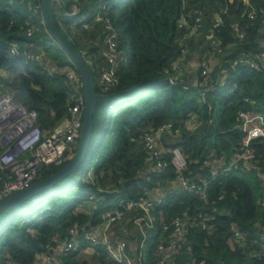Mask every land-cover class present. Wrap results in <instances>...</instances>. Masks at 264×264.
Instances as JSON below:
<instances>
[{"label": "trees", "instance_id": "16d2710c", "mask_svg": "<svg viewBox=\"0 0 264 264\" xmlns=\"http://www.w3.org/2000/svg\"><path fill=\"white\" fill-rule=\"evenodd\" d=\"M28 3L38 0H0V94L7 91L34 110L37 124L51 132L67 124L73 104L58 74L25 58L29 68L23 79L16 84L4 79L11 42L23 53H43L57 68L75 70ZM102 6L122 54L116 82L107 91L101 88L100 75L109 66L103 55L108 31L93 21ZM53 18L93 76L99 101L92 116V141L75 173L19 208L4 211L10 218L0 230V264L42 261L54 238H65L71 228L82 233L98 222L107 203H116L117 192L125 199L163 192L153 208L155 227L147 237L144 264H161L176 218L189 225L173 255L175 264H264V137L250 142L253 156L245 172L234 169L211 176L204 165L226 163L241 152L239 111L264 114V68L256 70L244 61L257 60L264 51V0H53ZM74 21L78 29L92 22L87 28L92 37L84 46L72 30ZM28 28L34 29L31 35ZM168 122L172 127L164 134L165 146L183 154L185 178L207 180L204 199L199 182L193 192L180 191L169 154H162L164 168L153 165L143 137ZM58 168L49 166L41 177ZM108 180L111 189L106 188ZM81 204L88 208L77 211ZM132 215L124 212L115 227L130 230V237L123 236L137 242L127 221ZM235 230L240 239L234 237ZM85 248L92 249L90 260L82 256ZM52 264L120 263L102 247L82 243L78 252Z\"/></svg>", "mask_w": 264, "mask_h": 264}, {"label": "built area", "instance_id": "2783aa9c", "mask_svg": "<svg viewBox=\"0 0 264 264\" xmlns=\"http://www.w3.org/2000/svg\"><path fill=\"white\" fill-rule=\"evenodd\" d=\"M88 1V0H87ZM34 13H40V2L27 4ZM104 6L98 9L94 16V22H102L108 31L105 36L107 49L103 53L108 67L103 69L100 75L102 90L107 91L116 82V67L119 65L122 54L115 41L116 31L109 17L102 15ZM220 19H216V26ZM33 28L27 29V34L33 33ZM241 36V35H240ZM15 44L18 48V44ZM10 51V48H9ZM26 59L41 63L42 67L50 74L57 73L69 88V99L73 104L69 107V120L61 128L51 132H44L37 124V114L28 109L24 104L17 101L11 93L0 94V198L8 193L21 190L41 178L49 166L61 167L73 154L76 148L80 127L82 124L84 102L82 97V81L79 74L69 68H57L50 60H45L43 53L25 51ZM247 62L252 68L260 70L264 68V51L257 56V60ZM236 61L233 62V65ZM206 62H201L202 74L206 73ZM173 70L177 65L173 64ZM239 128L244 133L241 142V152L235 154L228 162L222 160L205 161L209 167L210 175L220 172L239 170L245 172L251 167L252 149L250 142L254 138L264 137V114L250 110L239 111ZM190 120L186 121L189 124ZM172 127L168 122L159 126L155 131L145 133L143 141L151 159L154 160L155 169H162L166 161L162 158L163 153L170 156L169 162L177 172L176 183L180 191L193 192L197 189V183H201L202 192L200 198H205V186L207 180L199 177L198 181L185 178L183 172L186 169V161L177 147H166L164 134ZM115 204L107 203L109 208L99 215V221L91 225L87 230L79 233L77 228L68 230V235L54 238L53 244L47 246L42 261L34 264H52L62 255L78 252L82 243L90 246H100L107 256L120 264H144L147 249V237L155 227L153 208L161 202L163 192L148 198L140 194L135 198L125 199L116 193ZM90 199H94L92 196ZM100 202L99 199H94ZM131 211L134 215L128 218L134 234L138 235V241L131 245L128 237L132 235L130 230H125L126 236L113 234L114 227L120 223L124 212ZM172 233L169 235L168 245L165 248L161 264H175L173 255L179 245L185 241L189 222L182 218L173 221ZM204 226V224H202ZM167 226H163L166 230ZM242 234L235 230L234 237L240 239ZM52 252V253H51Z\"/></svg>", "mask_w": 264, "mask_h": 264}, {"label": "water", "instance_id": "95a60500", "mask_svg": "<svg viewBox=\"0 0 264 264\" xmlns=\"http://www.w3.org/2000/svg\"><path fill=\"white\" fill-rule=\"evenodd\" d=\"M41 20L50 36L64 52L82 81L84 102L82 124L74 154L54 173L41 177L29 186L0 198V212L19 208L25 201L50 189L61 179L73 174L83 164L92 141V116L99 97L95 92L92 73L82 54L62 34L54 22L53 0H39Z\"/></svg>", "mask_w": 264, "mask_h": 264}, {"label": "clouds", "instance_id": "9594fccd", "mask_svg": "<svg viewBox=\"0 0 264 264\" xmlns=\"http://www.w3.org/2000/svg\"><path fill=\"white\" fill-rule=\"evenodd\" d=\"M10 51L6 61L7 75L4 78L10 84L19 83L28 73L26 53H23L15 44H10Z\"/></svg>", "mask_w": 264, "mask_h": 264}, {"label": "rangeland", "instance_id": "374dc122", "mask_svg": "<svg viewBox=\"0 0 264 264\" xmlns=\"http://www.w3.org/2000/svg\"><path fill=\"white\" fill-rule=\"evenodd\" d=\"M85 19V17H82V18H80V19H78L76 22L77 23H81L83 20ZM76 22L74 21L73 23H72V30H73V32H75V35H77L78 34V36L80 37V43L84 46L85 45V43H86V41H88L92 36V33H91V31L90 30H88L87 28H88V26H91L90 24L92 23H90L89 25H83V27H81V28H75L76 26H75V24H76ZM71 29V28H70ZM80 29H82V30H80ZM64 30V29H63ZM81 32H80V31ZM92 31H94V34H95V29L94 30H92ZM64 32H65V30H64ZM65 34L67 35V33L65 32ZM83 34V35H82ZM91 34V35H90ZM68 36V35H67ZM85 38H84V37ZM84 39H85V41H84ZM86 49V48H85ZM190 56V54H188V57ZM2 92H7V91H2ZM76 180H79V176L77 177L76 176ZM110 183V184H109ZM106 188H108V189H111V188H113V183H112V181L111 180H108V183H107V185H106ZM86 206V207H85ZM88 208V205H86V204H81L80 206H77V211H84V210H86ZM9 218H10V215H9V213L8 212H4V213H2V214H0V230H1V228L3 227V225L5 224V222L7 221V220H9ZM17 220H19V218H17ZM132 230V229H131ZM91 254H92V249L91 248H87L86 249V251H82V256L84 257V258H86V259H88V260H90L91 259ZM81 256V257H82ZM82 257V258H83ZM91 262V261H90Z\"/></svg>", "mask_w": 264, "mask_h": 264}, {"label": "crops", "instance_id": "0c3cea01", "mask_svg": "<svg viewBox=\"0 0 264 264\" xmlns=\"http://www.w3.org/2000/svg\"><path fill=\"white\" fill-rule=\"evenodd\" d=\"M125 230L123 231V228L122 227H114L113 229V234L115 233V235L117 236H123L125 233ZM135 243V240H132L131 239V245H134ZM87 248H85V251H86Z\"/></svg>", "mask_w": 264, "mask_h": 264}]
</instances>
